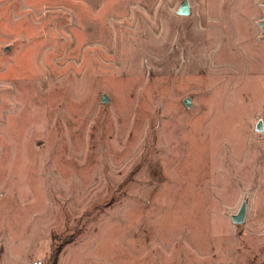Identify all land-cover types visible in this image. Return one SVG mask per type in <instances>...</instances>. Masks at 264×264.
I'll use <instances>...</instances> for the list:
<instances>
[{"label":"rangeland","instance_id":"1","mask_svg":"<svg viewBox=\"0 0 264 264\" xmlns=\"http://www.w3.org/2000/svg\"><path fill=\"white\" fill-rule=\"evenodd\" d=\"M35 262L264 264V0H0V264Z\"/></svg>","mask_w":264,"mask_h":264},{"label":"water","instance_id":"2","mask_svg":"<svg viewBox=\"0 0 264 264\" xmlns=\"http://www.w3.org/2000/svg\"><path fill=\"white\" fill-rule=\"evenodd\" d=\"M190 11V7L188 3L184 2L177 10L178 15H188ZM104 101V100H103ZM261 126L260 123L257 124L256 131H260ZM246 214V202H242L238 212L235 215L231 216L232 222L234 224H241L244 220Z\"/></svg>","mask_w":264,"mask_h":264},{"label":"built area","instance_id":"3","mask_svg":"<svg viewBox=\"0 0 264 264\" xmlns=\"http://www.w3.org/2000/svg\"><path fill=\"white\" fill-rule=\"evenodd\" d=\"M34 264H38L37 262H35Z\"/></svg>","mask_w":264,"mask_h":264}]
</instances>
